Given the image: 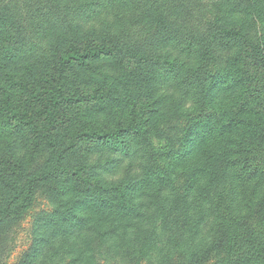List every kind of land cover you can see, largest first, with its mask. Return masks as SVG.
Returning <instances> with one entry per match:
<instances>
[{
  "label": "rangeland",
  "instance_id": "obj_1",
  "mask_svg": "<svg viewBox=\"0 0 264 264\" xmlns=\"http://www.w3.org/2000/svg\"><path fill=\"white\" fill-rule=\"evenodd\" d=\"M160 19L153 12L146 22ZM99 29L97 18L67 33L50 28L36 54L6 73L16 116L11 135L0 128V264H212L231 219L264 243V84L250 59L240 48L221 55L204 97L177 113L160 109L168 97L150 89L137 57L134 77V61L89 46ZM13 32L0 22V66ZM68 57L83 65L76 73ZM147 120L156 144L169 140L165 153L133 182L124 161L110 166L99 185L113 192L89 191L80 165L110 140L92 133L118 137ZM256 253L242 264L257 263L263 248Z\"/></svg>",
  "mask_w": 264,
  "mask_h": 264
},
{
  "label": "trees",
  "instance_id": "obj_2",
  "mask_svg": "<svg viewBox=\"0 0 264 264\" xmlns=\"http://www.w3.org/2000/svg\"><path fill=\"white\" fill-rule=\"evenodd\" d=\"M205 5L212 13L201 12ZM110 8L115 9L111 20L103 15ZM221 11L232 16L243 13L246 18L235 23L213 19V14ZM153 12L161 15L160 21L155 24L149 20L146 22L147 15ZM96 18L100 24V36L95 38L94 45L90 43L89 46L99 44L100 50L115 58L134 61V77L137 57L150 89H158L168 97L160 109L172 107L173 111L182 113L196 98L204 97L214 77L210 65L215 68L219 64L220 69V56L238 48L250 59L264 84V28L261 25L264 0H26L20 6L9 0L0 4V22L10 25L14 31L1 56L0 128H3V136L11 135L10 117L16 116V113L10 115L15 111V102L7 85L9 76L6 73L13 70L10 67L34 56L50 28L67 33L72 27ZM149 24L155 27L148 29ZM68 61L71 66H77L75 73L83 66L77 59L73 61L68 57ZM50 107L48 112L53 115L55 106ZM97 132L92 135L107 136L110 140H106L101 154L93 159L85 158L80 165L83 175L91 183L89 191L96 195L113 192L110 185L102 190L99 185L110 166L124 161L120 168L126 173L123 177L133 182L150 170L170 144L169 140L164 146L155 143L159 132L149 120L144 124L130 121L125 129L118 131V137L114 136L115 132ZM171 151L176 154V149ZM134 167L135 172L130 173ZM120 169L118 173L122 174ZM231 222L233 226L224 252L212 264H242L250 255H258V249L264 250V243L256 233L239 228L233 219ZM258 259L255 264H264V253H259Z\"/></svg>",
  "mask_w": 264,
  "mask_h": 264
}]
</instances>
